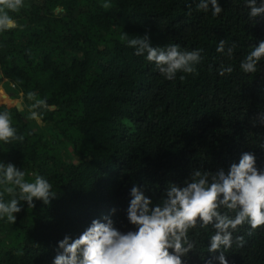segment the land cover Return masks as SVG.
Returning <instances> with one entry per match:
<instances>
[{"label":"trees","instance_id":"16d2710c","mask_svg":"<svg viewBox=\"0 0 264 264\" xmlns=\"http://www.w3.org/2000/svg\"><path fill=\"white\" fill-rule=\"evenodd\" d=\"M217 2V17L198 10L199 0H24L10 13L18 27L0 33V113H10L23 140L0 141V162L29 182L45 177L57 196L34 209L21 201L15 224L0 219V264H53L59 241L105 216L135 231L127 219L133 185L159 202L168 183L182 185L193 169L227 170L245 152L264 171V126H253L264 113V59L254 74L240 69L264 40V17L250 18L245 0ZM124 33L202 50V61L195 73L166 80ZM221 66L233 71L221 76ZM28 92L52 106L40 123L30 118ZM214 232L190 230L195 248L185 264H219V253H208ZM235 236L244 244L225 253L228 264H264V226L245 223Z\"/></svg>","mask_w":264,"mask_h":264},{"label":"clouds","instance_id":"9594fccd","mask_svg":"<svg viewBox=\"0 0 264 264\" xmlns=\"http://www.w3.org/2000/svg\"><path fill=\"white\" fill-rule=\"evenodd\" d=\"M249 16L253 20L264 17V0H245ZM110 9L111 3L101 5ZM24 7V0H0V33L18 27L10 13H17ZM197 9L220 15L223 9L217 0H199ZM189 15L191 12L189 11ZM127 46L135 50V55L145 56L154 63L164 79L175 80L178 73L193 74L202 61L201 51H182L178 45L153 46L148 34L129 38L121 36ZM225 41L220 40L217 52H225ZM235 45L227 49L233 55ZM264 59V40L254 46L240 63L245 74L258 71ZM233 68L219 69V75L231 73ZM180 79H185L181 75ZM32 101L30 118L39 122L42 110L52 106L46 99L37 98L35 92H28ZM264 126V113L254 119ZM23 140L12 127L10 113H0V141L5 144L13 140ZM0 219L15 224L17 214L23 207L21 201L34 209V201L49 205L57 196L53 185L43 176L35 175L33 182L26 179V173L15 165L0 162ZM11 197L5 201L4 196ZM127 219L135 226V231L121 232L109 216L94 219L78 238L65 236L58 242V251L53 264H185L183 257L193 251L195 244L189 240L190 230L211 226L215 232L210 238L208 253H219V264H228L225 253L233 244L242 247L244 238L234 233L245 223L252 230L264 226V171L258 169L253 153L245 152L238 163H231L227 170L219 167L215 172L193 169L183 184L168 183L159 202L144 194L141 187L133 185L130 190ZM113 213L115 209L112 210ZM235 213L232 217L228 213ZM249 235L252 233L249 232Z\"/></svg>","mask_w":264,"mask_h":264},{"label":"rangeland","instance_id":"374dc122","mask_svg":"<svg viewBox=\"0 0 264 264\" xmlns=\"http://www.w3.org/2000/svg\"><path fill=\"white\" fill-rule=\"evenodd\" d=\"M4 81V80H3ZM1 85V84H0ZM3 86H2V88H3V90H10L9 89V87L8 86H10V85H12V83H10V82H5V83H3L2 84ZM40 123V122H39Z\"/></svg>","mask_w":264,"mask_h":264},{"label":"water","instance_id":"95a60500","mask_svg":"<svg viewBox=\"0 0 264 264\" xmlns=\"http://www.w3.org/2000/svg\"><path fill=\"white\" fill-rule=\"evenodd\" d=\"M56 10H58V9L56 8Z\"/></svg>","mask_w":264,"mask_h":264}]
</instances>
